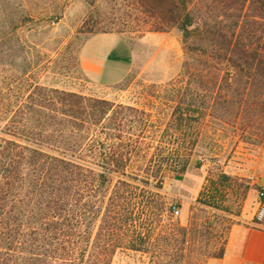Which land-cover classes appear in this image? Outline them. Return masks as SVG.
<instances>
[{
    "label": "trees",
    "instance_id": "trees-1",
    "mask_svg": "<svg viewBox=\"0 0 264 264\" xmlns=\"http://www.w3.org/2000/svg\"><path fill=\"white\" fill-rule=\"evenodd\" d=\"M134 2L151 30L180 32L185 83L170 88L164 125L144 109L43 85L0 110V264H111L125 251L191 264L194 228L173 218L161 188L190 163L192 121L240 120V137L264 134V0ZM229 179L217 173L220 185ZM209 182L202 203L224 207Z\"/></svg>",
    "mask_w": 264,
    "mask_h": 264
},
{
    "label": "rangeland",
    "instance_id": "rangeland-1",
    "mask_svg": "<svg viewBox=\"0 0 264 264\" xmlns=\"http://www.w3.org/2000/svg\"><path fill=\"white\" fill-rule=\"evenodd\" d=\"M151 22L134 0H0V110L23 106L34 86L43 85L106 100L112 108L144 109L151 112L152 120L164 125L170 88L185 83L179 75L183 50L175 27L153 31ZM89 26L122 30L119 33L135 54L122 81L101 86L83 75L79 51L91 34L86 31ZM192 124L191 130L198 128L199 135L190 163L181 178H164L161 194L179 208L173 218L194 228L185 250L191 264H204L218 253L236 217L243 209L247 214L257 197L260 187L251 183L250 175L256 157L264 152V137L257 130L240 137L235 129L240 120L223 121L207 115ZM197 161L199 166H195ZM219 171L229 175V181L220 185ZM210 178L219 188L216 200L224 207L202 203L200 192L211 191ZM111 264H147V259L125 251L114 255Z\"/></svg>",
    "mask_w": 264,
    "mask_h": 264
},
{
    "label": "crops",
    "instance_id": "crops-1",
    "mask_svg": "<svg viewBox=\"0 0 264 264\" xmlns=\"http://www.w3.org/2000/svg\"><path fill=\"white\" fill-rule=\"evenodd\" d=\"M134 59L131 45L118 32L92 33L83 41L79 51V67L83 75L101 86L122 81L130 72ZM252 169L251 183L264 187V152L256 157ZM256 206L257 197H254L247 214L243 209L236 217L237 221L228 229L222 256H210L204 264H263L264 229L255 227L249 221L254 216Z\"/></svg>",
    "mask_w": 264,
    "mask_h": 264
},
{
    "label": "built area",
    "instance_id": "built-area-1",
    "mask_svg": "<svg viewBox=\"0 0 264 264\" xmlns=\"http://www.w3.org/2000/svg\"><path fill=\"white\" fill-rule=\"evenodd\" d=\"M178 212L179 208L172 206V214L176 215ZM253 225L264 229V187H260L257 192V206L254 213Z\"/></svg>",
    "mask_w": 264,
    "mask_h": 264
}]
</instances>
